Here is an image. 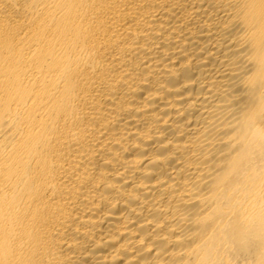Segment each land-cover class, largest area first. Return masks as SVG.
<instances>
[{
    "label": "bare ground",
    "instance_id": "bare-ground-1",
    "mask_svg": "<svg viewBox=\"0 0 264 264\" xmlns=\"http://www.w3.org/2000/svg\"><path fill=\"white\" fill-rule=\"evenodd\" d=\"M0 264H264V0H0Z\"/></svg>",
    "mask_w": 264,
    "mask_h": 264
}]
</instances>
